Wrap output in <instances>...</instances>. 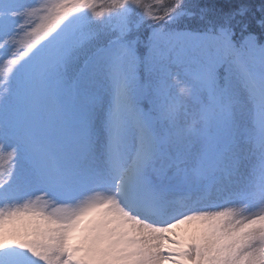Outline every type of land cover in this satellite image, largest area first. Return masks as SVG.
Masks as SVG:
<instances>
[{
    "label": "snow or ice",
    "instance_id": "obj_1",
    "mask_svg": "<svg viewBox=\"0 0 264 264\" xmlns=\"http://www.w3.org/2000/svg\"><path fill=\"white\" fill-rule=\"evenodd\" d=\"M0 264H264V0H0Z\"/></svg>",
    "mask_w": 264,
    "mask_h": 264
},
{
    "label": "rangeland",
    "instance_id": "obj_2",
    "mask_svg": "<svg viewBox=\"0 0 264 264\" xmlns=\"http://www.w3.org/2000/svg\"><path fill=\"white\" fill-rule=\"evenodd\" d=\"M25 2H27V0H25ZM186 226H182L181 228H179V229H175L174 231L176 232V233H182L183 231H184V228H185ZM167 235H171V234H167Z\"/></svg>",
    "mask_w": 264,
    "mask_h": 264
},
{
    "label": "trees",
    "instance_id": "obj_3",
    "mask_svg": "<svg viewBox=\"0 0 264 264\" xmlns=\"http://www.w3.org/2000/svg\"><path fill=\"white\" fill-rule=\"evenodd\" d=\"M149 2H150V0H149Z\"/></svg>",
    "mask_w": 264,
    "mask_h": 264
}]
</instances>
